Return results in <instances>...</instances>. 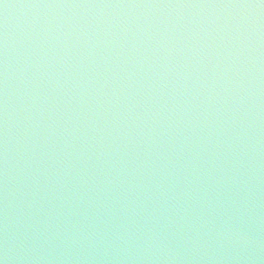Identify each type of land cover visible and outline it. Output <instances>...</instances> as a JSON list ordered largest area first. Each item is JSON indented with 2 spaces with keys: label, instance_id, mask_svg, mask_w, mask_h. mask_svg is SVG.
<instances>
[{
  "label": "water",
  "instance_id": "water-1",
  "mask_svg": "<svg viewBox=\"0 0 264 264\" xmlns=\"http://www.w3.org/2000/svg\"><path fill=\"white\" fill-rule=\"evenodd\" d=\"M3 264H264V0H0Z\"/></svg>",
  "mask_w": 264,
  "mask_h": 264
},
{
  "label": "clouds",
  "instance_id": "clouds-1",
  "mask_svg": "<svg viewBox=\"0 0 264 264\" xmlns=\"http://www.w3.org/2000/svg\"><path fill=\"white\" fill-rule=\"evenodd\" d=\"M0 264H3V262H2V261H0Z\"/></svg>",
  "mask_w": 264,
  "mask_h": 264
}]
</instances>
